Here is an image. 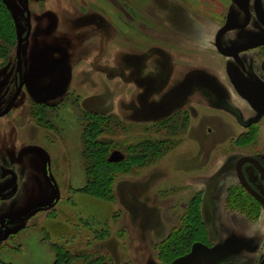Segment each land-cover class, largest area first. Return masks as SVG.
Masks as SVG:
<instances>
[{"label":"rangeland","instance_id":"obj_1","mask_svg":"<svg viewBox=\"0 0 264 264\" xmlns=\"http://www.w3.org/2000/svg\"><path fill=\"white\" fill-rule=\"evenodd\" d=\"M26 1L23 85L0 119L19 175L0 212L20 216L0 264H264V209L235 174L264 152V45L234 62L246 77L226 71L264 37V0ZM4 6L0 108L27 29ZM70 107L78 135L51 120Z\"/></svg>","mask_w":264,"mask_h":264},{"label":"flooded vegetation","instance_id":"obj_2","mask_svg":"<svg viewBox=\"0 0 264 264\" xmlns=\"http://www.w3.org/2000/svg\"><path fill=\"white\" fill-rule=\"evenodd\" d=\"M8 2L10 4L14 5L18 9V11L21 13L19 17H21L23 19V22L25 24H26V17H29V24L31 26V21L32 20H31V17L29 16V14H30L29 6L26 5V4H28L27 1L26 0H14V1L8 0ZM247 9H248V7H247ZM249 20H250V12H249V9H248V16L245 15L244 22H246V24H247L249 22ZM27 30H28V28L26 29L25 33L27 32ZM251 42H253V41H251ZM247 43H250V42H247ZM262 45H264V44L257 45V46H255L253 48H256V47H259V46H262ZM253 48L244 49V50L240 51L238 53V55L242 59L240 54L245 52V51L251 50ZM22 64H23V62H22ZM236 64H237V62H236ZM15 67H16V64H15ZM240 69H242V68L240 67ZM19 80L20 79H19V77H17L16 71H15L14 89H13L10 97L8 98V100L0 108V111L6 106L7 102L12 97V95H13L15 89H16V85L19 83ZM22 85H23V83H22ZM22 85H21L20 91H19V93L17 95V98H18V96H19V94L21 92ZM17 98H16V100H17ZM16 100H15V102H16ZM12 108H13V106L8 111H6L4 114L0 115V119L2 117H4L8 112H10ZM0 122H2V121H0ZM4 148L5 147H3V148L0 147V192L6 191V189L11 188L16 183V181H18V178H19L17 170L14 167L7 166V158H6V152H5ZM242 158H246V160H244L240 164V170H241V173H242V176H243L245 182L248 184V186L252 189V191L256 195L260 196L264 200V152H258V153H255L253 155L245 153V154H242L237 159V161L235 163V174L238 177L239 181H240V178H239V175H238L237 165H238L239 160H241ZM245 165H248L250 168L246 170V168L244 167ZM249 170H250L251 174L257 175V179H256L255 183H254V181H252L250 179L251 176H250ZM7 175H9V179L8 180H7V177H8ZM240 186L247 192V194L250 197H252L255 201H257L259 203V205L264 209L263 201H261L260 199L256 198L255 195H252L246 189V187L244 185H242L241 182H240ZM18 216H20V214H18L17 217ZM17 217H16V215L9 216V217L7 215L4 216V214H1V212H0V238L3 237L5 230L7 229V227H9V224L15 222V218H17ZM256 253L257 254L255 255V260H259L260 263H262L264 261V247H263L262 244L260 246V249ZM226 262L236 263V264H245V263H243V260H240L239 258H230V257L228 259H226V260H223L220 263H226Z\"/></svg>","mask_w":264,"mask_h":264},{"label":"water","instance_id":"obj_3","mask_svg":"<svg viewBox=\"0 0 264 264\" xmlns=\"http://www.w3.org/2000/svg\"><path fill=\"white\" fill-rule=\"evenodd\" d=\"M3 3L6 5V7L15 15V16H20V12L18 11V9L10 4L8 2V0H2ZM241 8L243 9L244 13L246 16H248V9L245 5H241ZM15 20V23H16V17L14 18ZM26 26L28 28L25 36H20L19 39H18V43H17V46H16V52H15V55H16V74H17V77H19V83L16 85V89L12 95V97L9 99V101L7 102L6 106L0 111V115L4 114L6 111H8L14 104L16 98H17V95L20 91V88H21V85L23 83V79H22V43L24 41V39L28 36V32H29V29H30V24H29V17H26ZM260 44H264V37L263 38H259L257 39L256 41H253V42H250V43H242V44H238L236 46H234L231 50H230V56L233 57V59L237 62V64L242 68V69H245V66H244V63L242 61V59L240 58V56L238 55V53L244 49H248V48H253L257 45H260ZM36 97L38 98H44L46 94L44 93H36L35 94ZM246 160V158H242L241 160H239L238 162V165H237V170H238V175H239V178H240V182L242 183V185H244L246 187V189L252 194V195H255L256 198L260 199L261 201H263L264 203V200L256 195L252 189L248 186V184L245 182L243 176H242V173H241V170H240V164ZM220 264H236V263H229V262H226V263H220Z\"/></svg>","mask_w":264,"mask_h":264},{"label":"bare ground","instance_id":"obj_4","mask_svg":"<svg viewBox=\"0 0 264 264\" xmlns=\"http://www.w3.org/2000/svg\"><path fill=\"white\" fill-rule=\"evenodd\" d=\"M226 34L227 33L223 34L222 37L224 36V38H225V37L229 36V35H226ZM234 62L235 61L233 60L232 57L228 58L227 64H226L227 68L225 67L226 71L228 69V71L232 72L233 74H235L238 77H246V74L243 73L242 71H240L239 67ZM71 108L72 107H70L67 112H64L58 118L51 117L52 118L51 120H52V122H54V121L58 122L60 124V126H61L60 128H62L65 132L72 130V132H74L76 135H78V129H77L78 128V124L76 122L78 117L75 116L74 113H72V109ZM50 129H51V127H50ZM75 131H77V132H75Z\"/></svg>","mask_w":264,"mask_h":264},{"label":"trees","instance_id":"obj_5","mask_svg":"<svg viewBox=\"0 0 264 264\" xmlns=\"http://www.w3.org/2000/svg\"><path fill=\"white\" fill-rule=\"evenodd\" d=\"M0 6H2V7L4 6V3H3L2 0H0ZM10 27H11V22L7 20V16L0 9V36L3 35V34L4 35H8ZM96 125H97V128L100 129L99 128L100 125L98 123ZM103 166L104 165H101V166H98L96 168H93V170H94V177L93 178L97 179L98 182H101L102 180L107 178V175L104 173ZM97 175H98V177H97Z\"/></svg>","mask_w":264,"mask_h":264}]
</instances>
